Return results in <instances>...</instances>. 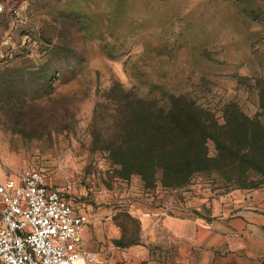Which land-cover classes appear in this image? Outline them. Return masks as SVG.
Listing matches in <instances>:
<instances>
[{"label": "rangeland", "instance_id": "obj_1", "mask_svg": "<svg viewBox=\"0 0 264 264\" xmlns=\"http://www.w3.org/2000/svg\"><path fill=\"white\" fill-rule=\"evenodd\" d=\"M0 4L1 180L43 170L124 242L144 214L236 207L264 186V0ZM141 97L217 121L216 140L136 173L122 140ZM240 114L261 122L259 143Z\"/></svg>", "mask_w": 264, "mask_h": 264}, {"label": "crops", "instance_id": "obj_2", "mask_svg": "<svg viewBox=\"0 0 264 264\" xmlns=\"http://www.w3.org/2000/svg\"><path fill=\"white\" fill-rule=\"evenodd\" d=\"M219 205L205 213L144 214L140 234L126 242L120 230H105L102 214L74 208L86 218L83 246L99 254L93 264H264V186L236 207Z\"/></svg>", "mask_w": 264, "mask_h": 264}, {"label": "built area", "instance_id": "obj_3", "mask_svg": "<svg viewBox=\"0 0 264 264\" xmlns=\"http://www.w3.org/2000/svg\"><path fill=\"white\" fill-rule=\"evenodd\" d=\"M85 223L43 170L0 179V264L97 263L82 243Z\"/></svg>", "mask_w": 264, "mask_h": 264}, {"label": "trees", "instance_id": "obj_4", "mask_svg": "<svg viewBox=\"0 0 264 264\" xmlns=\"http://www.w3.org/2000/svg\"><path fill=\"white\" fill-rule=\"evenodd\" d=\"M140 101L144 105L149 104L148 108L135 117V135L130 137V140L126 136L122 140L123 145L135 144L131 149V158L132 168L136 173L143 174L144 169L150 167L154 174L156 167L166 166L167 163L169 165L171 161L181 163L179 157H188V153L194 149L193 141L196 139L199 140L200 146H205L209 139L216 140L217 135L212 125L217 124V121L196 115L192 107L185 110L176 102L169 101L163 106L158 105L155 100L142 97ZM241 117L250 123L246 128L249 132L248 139L252 138L254 143H259L263 138L258 129L261 122L243 114L237 115L236 120L239 122ZM158 153L162 155H157ZM125 157L127 158V153Z\"/></svg>", "mask_w": 264, "mask_h": 264}]
</instances>
